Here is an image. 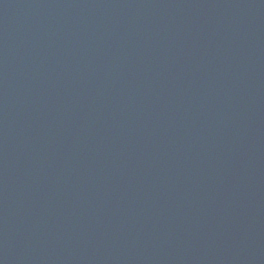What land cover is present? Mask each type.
Returning <instances> with one entry per match:
<instances>
[{
    "label": "water",
    "instance_id": "water-1",
    "mask_svg": "<svg viewBox=\"0 0 264 264\" xmlns=\"http://www.w3.org/2000/svg\"><path fill=\"white\" fill-rule=\"evenodd\" d=\"M0 264H264V0H0Z\"/></svg>",
    "mask_w": 264,
    "mask_h": 264
}]
</instances>
